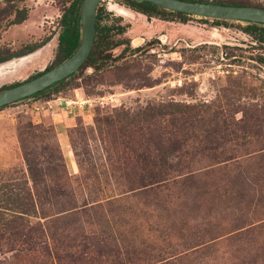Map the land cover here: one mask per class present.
Instances as JSON below:
<instances>
[{
	"label": "rangeland",
	"instance_id": "obj_1",
	"mask_svg": "<svg viewBox=\"0 0 264 264\" xmlns=\"http://www.w3.org/2000/svg\"><path fill=\"white\" fill-rule=\"evenodd\" d=\"M66 1L0 0V52L38 50L5 65L14 68L0 75V88L55 62ZM214 1L264 8V0ZM98 7L102 25L124 27L120 35L111 31L120 45L106 62L96 70L81 66L61 85L0 108V264H264V45L242 23L148 18L122 0ZM21 9L25 20L8 26ZM55 98L87 104L72 114L32 108ZM168 103L191 108L194 139L202 143L145 197L126 180L141 170L137 155L168 148V119L137 130L117 118ZM103 118L113 124L98 132ZM123 129L136 144L124 143ZM149 138L159 144L140 148ZM54 145L67 187L46 160ZM27 152L41 173L36 185ZM67 188L73 201L59 196ZM89 203L97 207L79 210Z\"/></svg>",
	"mask_w": 264,
	"mask_h": 264
},
{
	"label": "trees",
	"instance_id": "obj_2",
	"mask_svg": "<svg viewBox=\"0 0 264 264\" xmlns=\"http://www.w3.org/2000/svg\"><path fill=\"white\" fill-rule=\"evenodd\" d=\"M21 1V0H20ZM83 0H67L66 5L63 6V9L60 12L59 19H58V32L56 34V52H55V62L47 67L44 68L41 72H38L32 76H30L28 79H31L39 74H41L44 71L49 70L50 68L54 67L61 61H63L65 58H67L78 46L79 40H80V34H79V9L80 5ZM123 3L129 7V9L133 10L136 13H139L141 15H144L145 17H159L162 20H167L168 17H176L179 20H186L189 16L182 13H176L171 11H166L163 9H160L152 4H149L147 2H138L133 0H122ZM184 1H197V2H212L217 3L220 5H231V6H253L258 7L256 5H249V4H243V3H224V2H218L214 0H184ZM264 9V8H263ZM2 12L0 11V14ZM26 12L21 10H16L14 12L13 19H11L7 25H16L20 24L25 20ZM103 13L102 10L97 7L95 12V35L93 39V44L91 47V50L85 59L84 63L82 64L83 67H89L93 70L98 69L101 65H103L106 60L110 57V52L112 49L116 48L120 45L117 40H113L110 36V33L112 30L115 32L116 35H120L124 32V27L121 25H116V27H109L106 25H102L101 22L103 21ZM198 18V17H197ZM200 20L207 21V19L199 18ZM225 21L220 20H211V24L213 25H222L225 24ZM242 23L243 30L245 33L254 36L256 40L264 45V26L257 25V24H250L247 22H239ZM34 52V48H26L25 52L21 53H1L0 52V65L3 63H6L13 58L21 57L26 54H30ZM70 77V76H69ZM67 77L66 79H68ZM27 79V80H28ZM66 79L55 83L51 85L50 87L44 89L43 91L36 93L32 95H40L45 93L46 91L55 88L59 85H61L63 82L66 81ZM18 83L11 84L9 86H3L0 88V90H3L5 88L11 87L13 85H16ZM27 99V98H26ZM25 99H22L20 101H23ZM45 101L50 99H43ZM19 102V101H17ZM6 107V106H5ZM3 108V107H1ZM187 105H178V104H146L142 108L139 107V109L135 112H132L129 114L128 112H123L115 122H123L125 126H129L132 128H137V130H141L142 126L148 127L149 125L153 124L155 120L157 119H168V126L169 129L165 133L166 134V141L168 142V148L163 150V152H160V150H157L158 153L150 155V154H140L136 157V162L138 164H141V170L140 172L133 173L132 180H126L127 184L134 183L137 185V188L141 189L140 191L143 193V195L146 197L148 193H155L159 187L163 185L165 181L168 180V176L170 172H174L177 168V164H174L173 162H179L182 158H185L186 155H189L188 149H192L195 146H199L202 142L196 141L194 139L193 135V129L195 128L194 123L197 122L196 118L192 117V110ZM97 131H100V124H106V126H112L113 122L111 120H108L107 118H103L102 120H97ZM176 124H178L176 126ZM141 127V128H140ZM98 131V132H99ZM132 130H129V134L126 133L125 129H123L122 136L127 138V141H124L126 145H134L135 142L138 141V139H134L132 137ZM150 141H145L139 144V147L144 146L146 144H152L153 146H157L156 141H153L152 138H149ZM71 146L73 144L71 143ZM148 146V145H146ZM163 148V147H162ZM105 153L106 157L109 155V150L107 147H105ZM55 154V155H54ZM31 153H23L24 161L27 166V172L31 179V181L36 185L40 180V171L35 168V158L34 156L31 157ZM46 160L49 164H53L51 168L52 173H56L55 178L57 176V173L59 174V178L64 179L65 181V187H67L68 177L63 170V162L62 157L59 153V149L56 145H54V153H49L46 156ZM108 160H110V157H108ZM58 177V176H57ZM69 189V188H67ZM60 190L59 196L61 198L68 199L69 201H73V192L71 189L67 190ZM121 194H125L124 192H121ZM107 202V201H106ZM149 202V201H148ZM152 202V201H151ZM94 206L89 203V206H86V204H82V207L79 208L81 212H84L86 209H92ZM85 209V210H84ZM264 227V224H262Z\"/></svg>",
	"mask_w": 264,
	"mask_h": 264
},
{
	"label": "water",
	"instance_id": "obj_3",
	"mask_svg": "<svg viewBox=\"0 0 264 264\" xmlns=\"http://www.w3.org/2000/svg\"><path fill=\"white\" fill-rule=\"evenodd\" d=\"M103 0H83L79 9L80 40L76 49L63 61L41 74L24 80L16 85L0 90V108L43 91L74 74L87 58L95 35V12ZM147 2L160 9L182 13L209 20L247 22L264 26V9L253 6L220 5L212 2L184 0H133ZM26 57H19L8 62L18 64ZM14 67L1 69L0 72L12 71Z\"/></svg>",
	"mask_w": 264,
	"mask_h": 264
},
{
	"label": "built area",
	"instance_id": "obj_4",
	"mask_svg": "<svg viewBox=\"0 0 264 264\" xmlns=\"http://www.w3.org/2000/svg\"><path fill=\"white\" fill-rule=\"evenodd\" d=\"M87 101L81 100H67L63 98H55L54 100H47L42 103H33L32 107L34 111L38 112L39 110L50 111L53 109H57L59 111H63L66 114H72L73 112H82L83 107L87 104ZM53 112V111H51Z\"/></svg>",
	"mask_w": 264,
	"mask_h": 264
},
{
	"label": "bare ground",
	"instance_id": "obj_5",
	"mask_svg": "<svg viewBox=\"0 0 264 264\" xmlns=\"http://www.w3.org/2000/svg\"><path fill=\"white\" fill-rule=\"evenodd\" d=\"M110 9H111V10H114V12H115L116 14L121 15V16L126 17V18L132 16L131 13L127 12V11L124 10V9L118 8V7H116V6H110ZM135 42H136V41H135ZM37 51H38V50H37ZM37 51H34L32 54L36 53ZM32 54H30V55H32ZM30 55H29V56H30ZM13 60H15V59H13ZM25 61H26V60H25ZM25 61H23V62H25ZM20 62H21V61H20ZM26 62H27V61H26ZM9 63H11V62H6V63L1 64V65H0V70H1V69H7L8 66H5V65H7V64H9ZM3 74H5V72H4V73H1V72H0V75H3Z\"/></svg>",
	"mask_w": 264,
	"mask_h": 264
},
{
	"label": "flooded vegetation",
	"instance_id": "obj_6",
	"mask_svg": "<svg viewBox=\"0 0 264 264\" xmlns=\"http://www.w3.org/2000/svg\"><path fill=\"white\" fill-rule=\"evenodd\" d=\"M196 18H197V17H196ZM237 23H239V22H237ZM213 26H218V25H213ZM243 26H244V25H243ZM246 34H247V33H246ZM134 43H135V41H134ZM32 53H33V52H32ZM32 53H31V54H32Z\"/></svg>",
	"mask_w": 264,
	"mask_h": 264
},
{
	"label": "crops",
	"instance_id": "obj_7",
	"mask_svg": "<svg viewBox=\"0 0 264 264\" xmlns=\"http://www.w3.org/2000/svg\"><path fill=\"white\" fill-rule=\"evenodd\" d=\"M45 101V100H44Z\"/></svg>",
	"mask_w": 264,
	"mask_h": 264
}]
</instances>
